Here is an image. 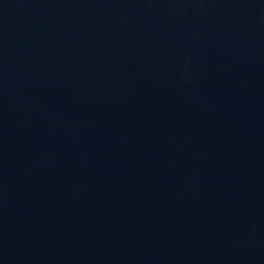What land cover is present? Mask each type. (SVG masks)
I'll return each mask as SVG.
<instances>
[{"label":"water","instance_id":"95a60500","mask_svg":"<svg viewBox=\"0 0 264 264\" xmlns=\"http://www.w3.org/2000/svg\"><path fill=\"white\" fill-rule=\"evenodd\" d=\"M0 264H264V0H0Z\"/></svg>","mask_w":264,"mask_h":264}]
</instances>
